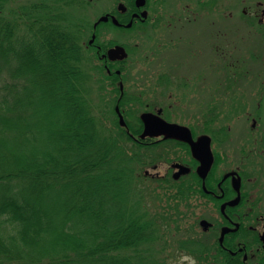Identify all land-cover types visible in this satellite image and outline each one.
<instances>
[{
	"label": "trees",
	"instance_id": "trees-1",
	"mask_svg": "<svg viewBox=\"0 0 264 264\" xmlns=\"http://www.w3.org/2000/svg\"><path fill=\"white\" fill-rule=\"evenodd\" d=\"M92 1L99 0H39L9 18V0H0V264H173L184 256L242 264L205 245L192 223L180 225L190 208L168 194L182 187L156 181L152 188L163 192L150 205L144 198L153 180L134 199L144 182L133 175L132 161L143 160L126 133L135 120L112 117L105 103L100 112L88 86L90 64L101 70V102L108 86L118 93L120 76L100 68L85 41L97 29L70 24L61 12ZM253 51L251 61L264 60Z\"/></svg>",
	"mask_w": 264,
	"mask_h": 264
},
{
	"label": "flooded vegetation",
	"instance_id": "flooded-vegetation-1",
	"mask_svg": "<svg viewBox=\"0 0 264 264\" xmlns=\"http://www.w3.org/2000/svg\"><path fill=\"white\" fill-rule=\"evenodd\" d=\"M113 2L101 14L107 15V20L97 22V18L92 22L93 29L98 31L106 27L120 31L138 30L139 32H135L140 37L144 36L152 41L153 39L150 38L152 35L158 36L164 20L158 10L160 0H114ZM191 3L195 6V2ZM199 5L200 3L197 2V6ZM187 9L189 12H186V16L181 14L182 16L174 17L169 23L167 43L163 45L155 39L154 45L149 49L150 57H154V64L150 58L147 65L151 68H168L167 71L163 73L157 71L153 84L150 85L144 80L139 86L140 90H132V93L128 92V87L122 80H117V86L114 85L118 88V93L113 94L116 97L113 110L121 122H124V119L135 120L136 128L132 131L126 130V133L137 143L142 163L149 164L144 169V178L182 187L181 193H170L168 197L175 195L176 199L187 202L194 231L203 239L204 244L207 246L215 244L226 254L230 263L240 261L242 264H261L264 262L262 240L264 237L262 200L264 199L256 196L257 188L252 190L257 179L249 176L250 172L245 167L247 151L244 150L239 156L233 155L238 159L231 160L228 152L219 151L227 137L223 130L208 131L206 128L199 130L196 126L174 118L172 105L163 102L168 84L169 87L181 88L180 97H182L185 86L194 77L200 78L199 82L193 85L194 89L200 83L201 85L206 83L204 68H207L208 42L217 49L213 43L214 39L210 41L207 39L208 26L205 23L207 20H202L197 10V15L193 16L191 10L188 7ZM211 35V38L221 37L222 33L214 32ZM96 36L97 32H92L88 43L95 47L101 59L100 68H105L108 74L114 69V74L121 76L124 71L119 66L124 64L128 68L127 61L132 46L138 45L125 43L124 40L119 41L113 36H109L106 41L98 39V43H95ZM116 45L122 46L127 55L122 59L113 60L106 55V52ZM145 61L144 57L140 56V59H135V64L139 62L145 64ZM192 68L195 69L194 75ZM132 69L136 68H131L130 71ZM123 95L127 97V101L124 102L126 104L122 103V106H119V100ZM201 97L203 98L202 89ZM143 115L149 116L154 121L161 119L170 124H177L178 128L163 131L161 126L156 127L150 122L146 129ZM251 126H255V121ZM205 136L209 137V149L205 141L200 140ZM209 154H211L210 160H208ZM220 164L222 169L218 170ZM257 182L258 187L261 183L259 178ZM192 200L196 201L194 206L196 210L192 209ZM202 221L206 222L202 223ZM217 263L220 264L221 260L211 261V264Z\"/></svg>",
	"mask_w": 264,
	"mask_h": 264
},
{
	"label": "rangeland",
	"instance_id": "rangeland-1",
	"mask_svg": "<svg viewBox=\"0 0 264 264\" xmlns=\"http://www.w3.org/2000/svg\"><path fill=\"white\" fill-rule=\"evenodd\" d=\"M37 1L39 0H9L8 3H4L3 12H7L9 18H16V16L19 17L20 12L24 9L27 10L29 5L37 4ZM113 1H92L89 4L87 3L82 11L74 8L65 10L64 8L61 12L64 13L65 19L67 17L70 24L84 23L89 27V23L92 24L99 18L114 3ZM160 2H163V5L160 3L158 10L164 20L158 36L154 35V37L152 35L150 37L153 41L149 38H144V36L140 37L137 33L139 32L138 30H135L137 32L120 31L115 28L102 27V29L100 28L101 30L97 31L99 41H106L109 36H113L119 41L124 40L125 43L131 42V45H138L132 46V52L127 61V63L129 62L128 68H123L122 71L124 72L117 80H122L125 83L129 93H132V90H140L139 86L143 84L144 80L148 81L150 85L153 84L155 73L157 71L163 73L168 69L151 68V66L147 65L150 62V58L154 64V57H150L149 51L150 47L154 45V40L162 42L163 45L167 43L169 23H171L172 19L177 16H186V12H189L187 7L191 10L193 16L197 15V10L198 16L202 20H207L205 21L208 26L207 39L209 41L214 39L213 43L217 47L215 49L211 45L212 43L208 42L207 68H204L206 69L207 81L202 85L200 83L194 89L193 85L198 83L200 78L197 79V76L193 80H189L182 97H180L181 88L177 86L169 87L168 84L166 86V94H164L166 98L163 102L167 105H172V112L174 111L175 113L174 118L181 119L184 123L196 126L199 130L203 128L208 131L223 130L227 137L219 151L228 152L231 155V160L238 159L233 155L237 154L239 156L240 153L246 150L248 157L245 159V167L250 172L249 176L257 179L252 190L257 188L256 196L258 195V198L262 197L264 199V60L260 56V54H264V0H165V2L160 0ZM191 2H195V6ZM197 2L200 3L199 6H197ZM252 19L254 22H260V26L255 23L251 24ZM212 28L214 29L213 31H211ZM214 32L215 34L217 32L222 33L221 37L211 38V34ZM255 34L257 35L255 36ZM90 35L87 31L86 43ZM251 49L254 50L253 55L254 52L258 54L261 51L258 54L260 58H257V60L253 58L254 60L251 61ZM92 52L93 56H95L93 49ZM140 56L146 60L145 64L140 62L135 64V59H140ZM93 59L94 57L91 60ZM129 67L136 69L130 71L131 68ZM89 68H93L90 73L91 85L90 82L88 83L91 101L95 105H99L100 112L103 109V103L105 105L108 104L107 110L110 111L113 117L114 97L112 92L108 86L106 88L108 92L105 93V101L101 102L100 94L103 91V87L105 89V85L103 86L102 81H100L101 70L97 71L95 64H90ZM112 72H114V69ZM128 72L129 74L127 75ZM192 74H195L194 68H192ZM117 80L114 82L116 86L118 84ZM201 89L203 98L201 97ZM100 112L98 108L95 110L97 116L100 115ZM103 114L104 111L102 112V123L105 124L104 121L107 120L106 116H108V113L106 111V114ZM253 121H255L254 127L251 126ZM132 165L136 168L133 172L135 179L142 177L144 181L141 182V186L134 187L135 193L133 192L132 194L135 195L134 199L137 201L143 188L153 180L142 176L144 169L149 164L139 165L137 162L132 161ZM217 169H222V165L220 164ZM258 178L261 181L260 188L259 186L257 187ZM154 182V184L149 185L150 191L154 190L152 187L157 183L156 181ZM161 192L163 191L157 188L144 199L150 205L159 204L160 201L155 194H161ZM153 194L155 195L154 198L151 197ZM175 198V195H173L170 199L178 200ZM262 202L264 201L262 200ZM195 203L196 201H191L192 209L196 210L194 207ZM172 204H174L173 201ZM178 209L181 210V213H187L188 208L186 209L181 203L178 205ZM190 216L188 211V216H183L184 221L180 222V225L186 227L188 223H191L192 218ZM173 264H195V262L184 256L173 260Z\"/></svg>",
	"mask_w": 264,
	"mask_h": 264
},
{
	"label": "water",
	"instance_id": "water-1",
	"mask_svg": "<svg viewBox=\"0 0 264 264\" xmlns=\"http://www.w3.org/2000/svg\"><path fill=\"white\" fill-rule=\"evenodd\" d=\"M137 1H139V0H137ZM106 20H107V15H101L98 18L97 22L106 21ZM113 21L118 24L116 19L113 18ZM106 55L110 59L114 60V59H122L127 54H126L125 49L122 46L116 45L114 47L109 48L107 50V52H106ZM143 119H144V121L146 123V129L148 127V124H150V122H153V125L156 126V127L158 125H159V127L161 126L162 127L161 130H163V131H168V130L170 131V130L178 128L177 124H170V123H167V122H165V121H163L161 119H157V118H156L157 121L156 120L154 121L153 119H150L149 116H147V115H143ZM200 140H204L205 144H207V148L209 149V137L205 136V137L201 138ZM210 159H211V154H209V157H208V160H210ZM204 222H206V221H202V223H204ZM262 240H263V243H264V237L262 238Z\"/></svg>",
	"mask_w": 264,
	"mask_h": 264
}]
</instances>
